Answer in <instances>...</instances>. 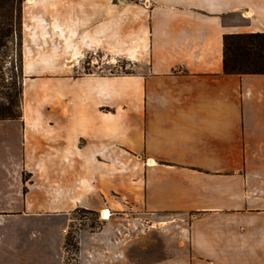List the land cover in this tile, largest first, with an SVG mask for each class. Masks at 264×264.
<instances>
[{
  "label": "crops",
  "instance_id": "crops-1",
  "mask_svg": "<svg viewBox=\"0 0 264 264\" xmlns=\"http://www.w3.org/2000/svg\"><path fill=\"white\" fill-rule=\"evenodd\" d=\"M143 1L147 76L46 79L54 108L0 120V264H66L79 208L111 212L77 231L79 264H140V216L187 219L201 264H264V74L224 71V36L264 32V0Z\"/></svg>",
  "mask_w": 264,
  "mask_h": 264
},
{
  "label": "rangeland",
  "instance_id": "rangeland-1",
  "mask_svg": "<svg viewBox=\"0 0 264 264\" xmlns=\"http://www.w3.org/2000/svg\"><path fill=\"white\" fill-rule=\"evenodd\" d=\"M73 7L71 0H25L24 90L25 83L48 89H35L27 95L24 92L23 109L55 107L54 85L46 87V79H129L150 73V21L143 0H94L90 5L87 0H79L78 10ZM70 60L74 61L72 66L67 64ZM102 217L79 208L70 232L98 228L102 226ZM140 217L142 220L136 225L123 228L130 257L135 258L133 244L137 240L142 241L140 264H201L191 253L187 219L177 217L158 223L155 218ZM78 260L76 250L70 246L66 264H79Z\"/></svg>",
  "mask_w": 264,
  "mask_h": 264
},
{
  "label": "trees",
  "instance_id": "trees-1",
  "mask_svg": "<svg viewBox=\"0 0 264 264\" xmlns=\"http://www.w3.org/2000/svg\"><path fill=\"white\" fill-rule=\"evenodd\" d=\"M24 3L25 0H0V120H18L23 116ZM224 71L226 74L238 75L264 74V32L226 34ZM101 227L92 226L91 229ZM70 246L79 253L77 233L69 230L67 251Z\"/></svg>",
  "mask_w": 264,
  "mask_h": 264
},
{
  "label": "bare ground",
  "instance_id": "bare-ground-1",
  "mask_svg": "<svg viewBox=\"0 0 264 264\" xmlns=\"http://www.w3.org/2000/svg\"><path fill=\"white\" fill-rule=\"evenodd\" d=\"M74 61H68V65L69 66H72ZM103 217L104 218H110L111 217V212L109 210H104L103 213H102Z\"/></svg>",
  "mask_w": 264,
  "mask_h": 264
}]
</instances>
